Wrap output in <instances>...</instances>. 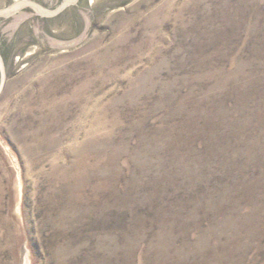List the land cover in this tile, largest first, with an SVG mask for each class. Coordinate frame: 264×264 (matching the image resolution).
Here are the masks:
<instances>
[{"label": "rangeland", "instance_id": "obj_1", "mask_svg": "<svg viewBox=\"0 0 264 264\" xmlns=\"http://www.w3.org/2000/svg\"><path fill=\"white\" fill-rule=\"evenodd\" d=\"M0 264H264V0H0Z\"/></svg>", "mask_w": 264, "mask_h": 264}]
</instances>
